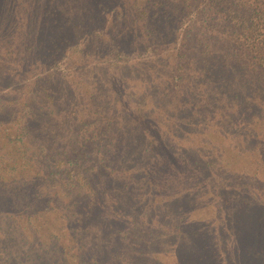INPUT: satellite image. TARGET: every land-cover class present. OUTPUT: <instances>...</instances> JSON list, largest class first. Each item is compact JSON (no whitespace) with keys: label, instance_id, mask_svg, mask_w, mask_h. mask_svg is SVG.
<instances>
[{"label":"trees","instance_id":"trees-1","mask_svg":"<svg viewBox=\"0 0 264 264\" xmlns=\"http://www.w3.org/2000/svg\"><path fill=\"white\" fill-rule=\"evenodd\" d=\"M16 6L25 15L18 25ZM63 8L66 33L53 42ZM134 29L145 36V51L161 47L153 59L166 66V91L182 88L187 111L221 114L244 140L253 138V115L264 127V0H0V264H165L159 247L193 230L173 220L192 206L190 193L155 201L150 170L157 166L148 164L156 157L159 167L193 176L198 146L158 137L156 123H142L143 100L115 108L97 76L105 57L123 72L132 56L120 35L130 38ZM69 52L78 54L74 61ZM143 54L131 69L136 63L150 71ZM257 152L264 163V141ZM173 153L185 157L181 165L167 158ZM209 153L217 182L230 179L241 196L256 185L262 164L244 180ZM258 195L253 235L240 228L243 264L264 250L256 231L264 188ZM197 244L198 257L174 264H210Z\"/></svg>","mask_w":264,"mask_h":264},{"label":"rangeland","instance_id":"rangeland-1","mask_svg":"<svg viewBox=\"0 0 264 264\" xmlns=\"http://www.w3.org/2000/svg\"><path fill=\"white\" fill-rule=\"evenodd\" d=\"M16 9V25H18L22 23L25 15H20L23 11L21 6H16ZM68 13L65 8L58 12L54 27L51 29L52 34L48 38L49 40L55 42L62 39L66 32L65 26L61 24L64 15ZM123 17H128V23L130 22L128 15ZM119 28L117 27L115 30L110 26L109 29L115 32ZM120 36L126 44V50L131 53L132 57L130 60L136 62L141 58L139 55L144 53L143 55L149 61L150 71H148L147 66L136 63L135 68L131 69V67H134V63L127 60V65L123 72L120 73L117 72L115 62L109 57H105L107 60L105 59L101 67H98L97 76L104 81L106 94L110 97L114 107L125 109L136 100H143L144 108L142 111L144 110L145 114L143 113L142 123L144 122L147 127L152 123H156L157 129L155 131H157L158 137H166L168 144H173L174 140H176L175 138H177L178 146H182V144L197 145L200 151L199 154L191 157L195 163L192 169L193 176L185 175L186 177L181 178L175 172L178 171L177 169L175 170L168 165L162 168L159 167L156 157L148 164L157 166L156 170L154 167L153 170H150L154 176L153 181L156 187L155 201L169 196L176 197L183 191V193H190L192 205L188 209L180 211V214L173 220L179 225H184L183 222H189L193 230L188 228L190 231H188L187 235L186 233L180 234L167 240L164 246L159 247V259L162 263L174 264L176 261L175 257L185 256L190 258L194 254V246L200 241L197 246L200 244L198 247H202L211 254V257H203L206 258L203 261H209L210 264H243L247 259L243 252L241 255L238 249V241L242 239L240 234L242 230H244L243 234L253 235L254 231L252 232L251 226L255 218L254 215L258 213V208L254 205V202H257L254 197L260 198L258 195L259 186L264 188V167L256 173V185L250 186L245 191L246 194L241 196L238 193L240 190H236L238 187L232 188L227 182L230 179H224L225 177L220 176V182H217L215 173L218 170V165L217 161H214V155L209 153V150L212 149L219 162L229 167V170L231 168L232 173L237 175L231 174L230 176L245 180V177H250L245 171L252 172L257 163L261 162L257 150L261 142L264 141L263 125L260 124L256 115H253L248 128V132L253 134V138L252 140H244L243 133L228 129L223 125L221 114L217 113L214 117H208L204 111H187L185 102L180 98L182 96H179V91L181 92L182 88L173 91L169 88L171 92L169 90L166 91V85L169 82L166 66L163 70V67H158L157 64L161 61L153 59V55L157 51L160 52L161 47L157 50L153 49L150 53H148L147 49L145 51V36L136 31V29H134L130 38L124 36V32ZM69 54L72 55L69 56L72 61L78 56V54L72 52H69ZM99 58H103V56ZM91 80L93 81V79L89 78L88 83H92ZM165 93L168 95L167 97H165ZM189 93L191 92L189 91ZM184 96L183 98L188 103L187 98L189 97ZM192 98L200 99L201 96L196 95ZM148 109L153 116V120L147 114ZM156 125L151 126L153 128ZM167 125L172 126L174 129H168ZM174 130L178 131L175 133ZM158 151L157 154L159 156L165 154ZM191 153L193 152L191 151ZM167 158L171 163L175 162L179 166L182 164L180 160L185 157L173 153V156H168ZM260 164L264 166V163ZM181 170L185 171V168L183 167ZM155 171H158L157 174L166 172V179L156 176L154 174ZM177 176L178 178H176ZM259 178L260 182H258ZM249 182L254 181L251 180ZM144 185L147 188L150 187V184L146 181ZM245 197L249 204L244 203ZM259 200L262 201L261 198ZM244 211L245 213L242 215ZM257 224V234L264 241V223L259 220ZM241 244L245 246L243 239ZM248 264H264V250L258 254L251 255Z\"/></svg>","mask_w":264,"mask_h":264}]
</instances>
